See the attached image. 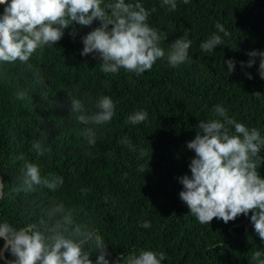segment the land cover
Returning a JSON list of instances; mask_svg holds the SVG:
<instances>
[{
  "label": "trees",
  "instance_id": "16d2710c",
  "mask_svg": "<svg viewBox=\"0 0 264 264\" xmlns=\"http://www.w3.org/2000/svg\"><path fill=\"white\" fill-rule=\"evenodd\" d=\"M0 175L11 264H264V0H0Z\"/></svg>",
  "mask_w": 264,
  "mask_h": 264
},
{
  "label": "water",
  "instance_id": "95a60500",
  "mask_svg": "<svg viewBox=\"0 0 264 264\" xmlns=\"http://www.w3.org/2000/svg\"><path fill=\"white\" fill-rule=\"evenodd\" d=\"M3 195V183H2V176L0 175V200L2 198ZM9 226V224L7 225V227ZM0 238H2L4 240V244L2 246V248L0 249V259L5 262L6 264H11L9 261H7L4 257V252L6 250V248L8 247V245L12 242L5 233H3L2 231H0Z\"/></svg>",
  "mask_w": 264,
  "mask_h": 264
}]
</instances>
